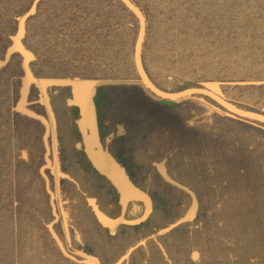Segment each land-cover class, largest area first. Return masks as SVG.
Returning a JSON list of instances; mask_svg holds the SVG:
<instances>
[{"label":"trees","instance_id":"16d2710c","mask_svg":"<svg viewBox=\"0 0 264 264\" xmlns=\"http://www.w3.org/2000/svg\"><path fill=\"white\" fill-rule=\"evenodd\" d=\"M129 1L145 19L141 61L157 89L178 93L216 85L219 93H214L230 104L264 115V0ZM32 8L34 13L25 18ZM21 23L22 45L34 57L29 68L36 81L27 103L41 94L39 81L121 83L98 88V102L99 97L105 99L97 104V116L103 134L115 124L125 127V138L117 142L123 156L117 158L126 160L122 163L129 164L132 183L154 202L147 228H131L132 240L168 228L190 207L185 191L165 183L152 166L165 160L166 173L198 203L195 218L182 223L190 229L182 224L171 229L191 242L200 256L198 264H264V125L229 115L203 96L178 104L149 97L136 84L138 20L120 0H0V61ZM21 63L22 57L13 53L0 70V264H22L17 255V215L27 216L35 229L44 215L53 220L39 174L44 164L43 126L14 110L23 77ZM191 98L203 99L217 110L208 111ZM30 110L46 115L43 107ZM69 172L78 184V190L71 189L69 202L82 213L69 215L68 223L85 247L93 227L100 229L102 241L110 240L81 193L94 198L103 215L115 218L118 207L112 187L93 170L95 183L77 169ZM23 182L34 186L35 204L45 200V207H30L17 197ZM176 192L181 197L178 205L173 204ZM110 205L115 209H107ZM43 230L41 249L33 255L35 264H49L47 254L54 258L50 264H79L66 259L48 229ZM53 230L62 240L61 224ZM167 238L158 239L165 244ZM166 254L175 262L170 252ZM107 255L100 264H111ZM25 260L23 264H33L31 256Z\"/></svg>","mask_w":264,"mask_h":264},{"label":"flooded vegetation","instance_id":"af4514ba","mask_svg":"<svg viewBox=\"0 0 264 264\" xmlns=\"http://www.w3.org/2000/svg\"><path fill=\"white\" fill-rule=\"evenodd\" d=\"M98 88L99 87L95 89V94L92 98L94 111H95V121H96L98 143H94L92 135L88 129L85 130V138L83 137V134L79 130L77 122L81 119V112H80L79 107L73 104V96H72L71 89L70 88L65 89L63 87L62 88L61 87H51L46 90L48 98H49V105L53 113L54 122H55V142H56V158L57 159H55L52 125H51L50 118L48 116V112L46 110V106L42 100L41 94L38 95V98L36 101L27 103V108L29 110L30 108L37 110L38 107H41V108L43 107L46 112V115L41 114L42 113L41 111H40V114L39 113L37 114L32 110L30 111L34 112L38 116L43 117L49 125V136L47 139V143L49 147L48 159L50 161V166L43 170V174L48 181L49 190L53 194L54 209H55V213L58 216V220L53 224V226L57 223H60L62 226L63 239L61 240L58 237V235L55 233L58 239L60 240L62 247L64 248L66 252V255H64L61 252L62 255L66 259H69L79 264H89V263L94 264L95 261H98L100 264V258L106 255V253H108L107 256L111 257V260H112L111 264H116L120 259H122L129 252V250L132 249L128 257L124 259L122 263L120 264H149V262L153 261L154 258H158L159 260V262L157 263L154 262L155 264H173V263L174 264H198L200 256L197 255L195 248L191 244V242L187 243L183 239L181 240L180 238H178V236H182V232L180 231L173 232L174 230H171L159 236H158V232H156L155 234L147 238L132 240L133 233L131 232V228H135L137 230H145L147 228L148 226L147 221L149 217L154 213V202L146 190L143 191L132 183L131 178H130L131 176L128 172V169L126 168V166H128L129 164H126V166L123 164L126 160L123 159L121 161V159L118 160L117 158V156H123L122 155L123 150L121 148V144L120 143L118 144L117 142L125 138L126 136L125 127L121 124L119 125L115 124L114 128L110 130L109 132H107L106 134H103L102 130L100 129L101 125L99 123V119L97 116V104L102 105L101 103H103V100L105 99V97H103V99L102 97H99L100 100L98 102ZM38 90L40 92L39 87H38ZM39 123L43 126V130H44L43 136H42V141H43V137L45 134V127L40 121ZM43 146H44V141H43ZM87 148L90 149L94 155L104 156V154L107 153L110 157H112V159L124 170V173L127 176L129 182L150 199L151 212L147 216V218L144 219V221L139 222V220L143 217L145 213V202L142 199L130 200L126 204L125 208L123 209L122 204L120 202V196L117 190L112 186V184L104 176L100 175L98 171L93 167L91 161L89 160L87 154L85 153V149ZM73 156H76V157L74 158ZM22 157L24 159H27V155L25 153H22ZM43 160H44V164L40 167L39 174L44 180L40 171L46 165L45 146H44ZM56 161L59 167V173L65 176V178L59 177L58 182H57V175H56ZM165 164H164V167H166ZM152 166L156 170L155 164H152ZM84 167H86V169H88V171L91 174H89L88 172L86 173ZM67 168H69V170L77 169L81 173L84 172L85 173L84 176H87V179L89 181L93 180L94 183L95 181L93 179L94 178L93 172H95L99 177L106 180L109 183V185L112 187L113 194H114L113 197L115 198L116 204L118 207V215L115 218H110V217L108 218L111 220H117L120 217H122L125 223L120 224L118 227L114 229L112 233H109V230L103 227L98 222L97 218L95 217L97 222L99 223V226L103 230H105L106 234L111 238L110 240L102 241L100 237L101 236L100 229H97V227H93L91 238L88 241L87 247H85L84 243L81 241L74 227L68 223L69 215H71L72 213L76 214L78 212L82 213V209L80 208L73 209L70 205L69 193L72 192L71 191L72 188H75L78 190V184L75 178L72 177L71 173L69 172ZM140 176H141V179H143L145 177V173L141 171ZM49 177L52 179L54 190H51L50 188V178ZM168 177L173 182H176L174 179H172L169 176V174H168ZM44 184H45V180H44ZM62 184H64L63 191H61ZM169 185L173 186L171 184ZM45 190H46V185H45ZM81 194L83 198L85 199L86 208L92 214H94L93 205L96 206L97 201L94 198L87 197L85 193H81ZM179 194L180 193L178 192L172 193L173 198L175 199L173 204L175 205H178L181 203L180 201L181 197H179ZM183 194L187 196L186 198H189V201H190V197L188 196V194L185 192ZM47 195L49 198L48 203L51 209L50 213L53 217V220L50 222L52 223L54 221L53 208L51 206L50 196L48 193ZM105 204L107 205L108 203L105 202ZM115 207L116 206L110 205V207H108L107 209L114 210ZM184 226H187L189 229L191 228V225H187V224L180 225V227H184ZM163 236L164 237L168 236L167 240L164 241L165 244H163L164 239H158V238H163ZM102 244H104V246H102ZM166 251L172 254L176 263L173 260H171L172 259L171 255L168 256L166 254ZM150 252H159V255L153 256V255H150Z\"/></svg>","mask_w":264,"mask_h":264},{"label":"water","instance_id":"95a60500","mask_svg":"<svg viewBox=\"0 0 264 264\" xmlns=\"http://www.w3.org/2000/svg\"><path fill=\"white\" fill-rule=\"evenodd\" d=\"M120 1L138 20L139 30H138V36H137V40H136L135 48H134V63H135L136 71L139 75L140 81L136 84H138L149 97H151L152 99L158 102H162V103L178 104L180 101L186 98H189L191 96H195V95L203 96V97H206L212 100L216 105L222 108L229 115L264 125V115L239 109L210 90L194 88V89L184 90L178 93H165L157 89L147 77L143 69L142 61H141V50H142V44H143L144 36H145V19L143 15L141 14V12L129 0H120ZM33 13H34V10L32 8L30 12H28V14L25 16V18L28 15L33 14ZM23 36H24V28L21 23L16 36L13 38L12 46L7 49L4 59L0 61V70L6 66V64L9 61L10 56L13 53H18L22 57L21 68L23 71V77L21 79L19 100L14 110L15 112L21 115H24L28 118L40 121L45 127V134L43 137V141H44V146H45L46 165L41 169L40 172L45 180L46 191L50 196V202L53 208V216H54V221L47 226V229L49 230V233L51 234L52 238L55 240L58 248L61 250V252L64 255H66V252L64 248L62 247L60 240L58 239V237L56 236L52 228L53 224L58 220V216L55 213V209H54L53 194L49 190L48 181L43 174V170L50 166V161L48 159L49 147L47 143V139L49 136V125L43 117L36 115L34 112L30 111L27 108V98L29 95L30 87L36 81L29 68V64L31 61L34 60V57L22 45ZM119 84L121 83L80 82V81H72V82L39 81L38 82V87L41 92V97L46 106V110L48 112V116L50 118L51 125H52L55 159H57L56 158V142H55V122H54L53 113L49 105V98H48L46 90L51 87H69L71 89L72 96H73V104L79 107L80 112H81V119L77 122L78 128L83 134V137L85 138V130L88 128L89 121L91 120L92 121L91 126L93 127V129L90 131V133L92 135L94 143H98L96 121H95V111H94V106L92 102V98L95 94V89L97 87L109 86V85H119ZM88 90H90L89 93L86 92ZM85 153L87 154L93 167L98 171V173L104 176L112 184V186L117 190L120 196V202L122 204L123 209L125 208L126 204L130 200L142 199L145 202V213L143 217L139 220V222L144 221V219H146L147 216L151 212L150 199L129 182L127 176L124 173V170L107 153H105L104 156L94 155L91 152V150L88 148L85 149ZM164 164H165V160H163L162 162L158 164H155L158 174L161 176V178L165 182L187 192L190 195L191 204L187 212L182 218H180L176 223L172 224L168 228L159 231L158 235H162L182 223L191 222L195 218L197 210H198V203H197V200L194 194L191 193L187 188H184L178 185L177 183L173 182L168 177ZM56 175H57V182H58L59 177L65 178V176L59 173V167H58L57 161H56ZM93 212L98 222L103 227L107 228L109 230V233H112L114 229L118 227L120 224L125 223L122 217H120L117 220L109 219L108 217L103 215L95 205H93ZM131 250H129V252L122 259H120L116 264L122 263V261L128 257ZM94 264H99V262L95 261Z\"/></svg>","mask_w":264,"mask_h":264},{"label":"rangeland","instance_id":"374dc122","mask_svg":"<svg viewBox=\"0 0 264 264\" xmlns=\"http://www.w3.org/2000/svg\"><path fill=\"white\" fill-rule=\"evenodd\" d=\"M36 84V83H35ZM206 89L215 92V93H219L218 88L216 85H207L205 87ZM87 93L90 92V90L86 91ZM192 101L197 102L198 104L204 106L208 111L211 110H217L214 106H212L211 104L205 102L203 99H198V98H191ZM92 121H89V126H88V130L91 131L93 129V127L91 126ZM48 176V174H47ZM51 185L54 188V185L52 182H50ZM20 190H18L17 197L23 199L26 203H28L30 205V207L35 205L37 206L38 209H40L41 207H45V200H39L37 202V204H35L34 200H33V193L32 190L34 189V186H28V184H26L25 182H23L22 184H20ZM45 202V203H44ZM49 202V201H48ZM43 219L41 220V225L40 227L37 226V228L35 229V227H32V225L28 224V218L27 216H18L16 217V239H17V244H18V250H17V255H18V262L22 263L27 261L25 260V258L27 259L28 256L32 257L33 260V255L34 253L38 250L41 249L42 246V239H41V234L44 233L43 228L47 229V226L50 224L51 221H48V217L44 215V217H42ZM44 226V227H43ZM42 242V243H41ZM26 254H28L26 256ZM49 256V260L48 263L50 264V262L54 260V258L51 256V254H47ZM36 261L33 260V264H35Z\"/></svg>","mask_w":264,"mask_h":264}]
</instances>
